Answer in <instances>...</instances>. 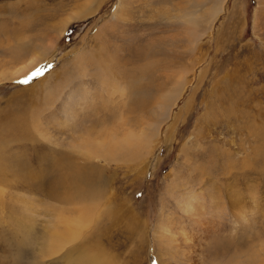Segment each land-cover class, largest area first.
<instances>
[{
    "label": "rangeland",
    "instance_id": "1",
    "mask_svg": "<svg viewBox=\"0 0 264 264\" xmlns=\"http://www.w3.org/2000/svg\"><path fill=\"white\" fill-rule=\"evenodd\" d=\"M86 1L0 0V264H264V0Z\"/></svg>",
    "mask_w": 264,
    "mask_h": 264
},
{
    "label": "bare ground",
    "instance_id": "2",
    "mask_svg": "<svg viewBox=\"0 0 264 264\" xmlns=\"http://www.w3.org/2000/svg\"><path fill=\"white\" fill-rule=\"evenodd\" d=\"M95 0H87L86 2H87V4H91V3H93ZM96 10H97V8H96ZM88 14H87V11L84 9V7H82V8H80V9H78L72 16H70L69 17V19L68 20H64L65 22H64V24H62V26H61V32H62V30H63V28L65 27V25H67L68 23H70L71 21V19H73V18H79V17H81V18H83V17H85V16H87ZM185 22H186V24H187V26H188V28L190 29V28H192L193 26H194V21H193V19L191 18V16H189L188 18H187V20H185ZM58 39V38H57ZM56 42H57V40H56ZM48 46V45H47ZM50 47L49 48H51V47H53L54 46V44L53 45H49ZM49 50V49H48ZM36 61H38V60H36ZM35 62V61H34ZM76 62V61H75ZM85 62V63H84ZM77 65H78V69H79V72L80 73H82V75L81 76H86V74L88 73V70H89V68L92 66H97V67H99L100 68V70H101V73L102 74H104L105 72H106V74L107 75H109V73L110 72H107L106 70H105V68H106V64H102V63H98V62H96V61H94V60H89V61H87L86 62V60H84V61H81V62H78L77 63ZM30 66H32V65H30ZM93 70H95V69H93ZM92 70V71H93ZM91 71V70H90ZM65 73V72H64ZM177 73V72H176ZM175 73V74H176ZM182 75L180 76V78L176 81V85L175 86H173L172 88H170L169 90H167L165 93H164V100L163 101H161L162 103H159L158 105H157V107H152L149 111H150V115L149 116H147L146 118H145V120L146 121H150V124H148L147 125V127H145L144 128V131H141L142 132V134L140 135V136H138V140L140 139V141H142L143 143L145 142V141H149V138L151 137V135H150V132H154V131H156L157 130V128L159 127L158 125H155L154 124V122H157V123H161L160 122V120H163L164 119V117L166 118V117H168V115H169V113L168 114H166L167 112H170V107L173 105V103H175V101L176 100H178V97H179V94H180V90L182 89V87L183 86H185L186 84H187V82H188V78H187V76H185V74H186V72H184V71H182ZM174 74V75H175ZM10 76H12V75H10ZM57 76V75H56ZM88 77V76H87ZM111 79V81H113L112 83H110L109 84V90H106L105 88H103L102 86H104L105 84H106V82H105V80L103 79V78H101L102 80L100 81V84L102 85H98L99 87H100V90H102V91H107L109 94H113V95H115V94H117V93H120V92H122L123 91V89H124V87H123V85H122V83H121V81H120V79L119 78H117L116 76H115V78H112L111 76H109ZM7 77H6V74L5 73H2L1 75H0V81L1 80H4V79H6ZM182 95V94H181ZM71 98V97H70ZM161 98V97H160ZM72 99V98H71ZM73 101V100H72ZM78 104L81 106H83L84 104H83V102H84V99L82 98V99H80V100H78ZM75 103H77V102H75ZM74 103V104H75ZM75 106H77V104L76 105H74L73 107L71 106V108H74L75 109ZM86 107V106H85ZM170 108V109H169ZM167 109H168V111H167ZM73 111V110H72ZM73 114V115H72ZM71 115L74 117V115H75V113H72ZM157 117H162V118H160L159 120H156V118ZM71 119V118H70ZM149 119H151V120H149ZM111 131V130H110ZM109 131V132H110ZM139 133V132H138ZM108 134V133H107ZM110 134H112V133H110ZM114 134V133H113ZM134 135V134H133ZM135 136V135H134ZM108 137H109V135H108ZM112 137H113V135H112ZM112 137H110V138H112ZM105 140L107 141V139L105 138ZM114 140H115V138H114ZM109 142H107V147H106V142L105 141H103L102 142V140H101V142L105 145V151L107 150V151H109V147H111L112 146V148H114V147H116L117 145H118V148H120V149H124V150H130L131 149V147L133 146V144H135V140L132 138V136H130V134H126V136H125V138L124 139H122V140H115V142H111L110 140H108ZM101 142H99L97 145H96V149H95V153L97 152V150H99V151H102V150H104V147H103V145L101 144ZM138 144V143H137ZM95 146V145H94ZM86 150H88V149H86ZM121 151V150H120ZM89 152H90V150H89ZM128 152V151H127ZM188 196V195H187ZM216 196V195H215ZM190 196H188L187 197V199L184 201V203H183V208H184V210L190 215V216H194L195 217V214H196V210H197V204H198V201H196V200H194V199H190V198H192V197H190ZM196 198V197H195ZM197 199V198H196ZM237 204V203H236ZM236 206V205H235ZM182 208V209H183ZM236 210H235V216H236V219L237 220H239L240 222L242 221H244V214H245V212L247 211V208L245 207V206H242V205H239V206H237L236 208H235ZM85 216H87V215H85ZM84 216V217H85ZM84 217H80L77 221V223L76 224H79V223H81V221L83 220V218ZM199 218V217H198ZM242 219V220H241ZM200 220V219H199ZM202 220V219H201ZM194 222H195V220H194ZM165 226L166 225H164V223L162 222L160 225H159V227H158V229H159V233H160V236H161V238H163L164 236H165ZM171 235V234H170ZM63 238V237H62ZM177 254V253H176ZM98 261H99V259H98ZM200 261H202L201 259H200ZM205 262V261H204ZM203 261L201 262V264H205Z\"/></svg>",
    "mask_w": 264,
    "mask_h": 264
},
{
    "label": "crops",
    "instance_id": "3",
    "mask_svg": "<svg viewBox=\"0 0 264 264\" xmlns=\"http://www.w3.org/2000/svg\"><path fill=\"white\" fill-rule=\"evenodd\" d=\"M60 37H61V36H60ZM59 40H60V38H59L57 41H59ZM98 88H99V89H97V86H96V88H95V89H96L95 94H98V93L101 94L100 87L98 86ZM82 92H83V91H82ZM79 96H80V95H79Z\"/></svg>",
    "mask_w": 264,
    "mask_h": 264
},
{
    "label": "snow or ice",
    "instance_id": "4",
    "mask_svg": "<svg viewBox=\"0 0 264 264\" xmlns=\"http://www.w3.org/2000/svg\"><path fill=\"white\" fill-rule=\"evenodd\" d=\"M37 74H39V72H37ZM24 82H27V81H24Z\"/></svg>",
    "mask_w": 264,
    "mask_h": 264
}]
</instances>
